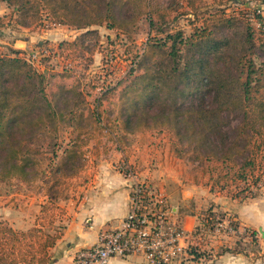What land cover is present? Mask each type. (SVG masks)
Instances as JSON below:
<instances>
[{
  "label": "rangeland",
  "instance_id": "obj_1",
  "mask_svg": "<svg viewBox=\"0 0 264 264\" xmlns=\"http://www.w3.org/2000/svg\"><path fill=\"white\" fill-rule=\"evenodd\" d=\"M238 2V5L234 2L226 4L229 5L227 17L240 21L236 23L235 30H228L222 26L213 28L214 42L220 43L225 39L232 42L228 49L222 51L227 53V57L215 61L216 66L228 71L236 70L237 66L234 63L225 65L224 62L229 61L231 57L236 59L238 56H243L247 51L242 38L244 24L247 23V19L250 20L258 14L257 10L264 9V0H239ZM7 9L5 14L0 9V15L3 14L0 16V19H3L2 26L0 25V50L9 53V50H16L12 47L16 39L23 41L27 39L32 40V48H26L24 51L26 56L34 55L43 49L47 51L49 56L42 61L38 69L39 73L46 77L45 94L54 106V110L57 106L59 110L74 111L77 114L84 107L93 108L94 100L101 97L108 87L126 83L131 72L137 73L139 61L143 59L148 47L163 45L169 35L182 34L185 41L192 37L195 27H202L204 21L217 11L213 0H119V4L115 6V12L118 20L127 24V33H125L121 30L109 29L106 24L89 30L61 25L54 27V23L52 24L46 18L39 26L23 28L15 24L16 20L6 17L12 11ZM258 22L261 23L260 27ZM250 23L254 28L256 47L249 56H254L259 66L264 61V17L255 16L254 21ZM87 31L93 33L85 34ZM74 41L79 42L76 51L63 46L66 48L64 49L61 46L62 43ZM39 42L45 44L41 46ZM167 47L168 54L167 52L158 53L148 63L158 77L161 76V82H163L162 79L169 77L175 65L170 57L171 42ZM198 55H200L199 52L181 47L176 59L183 67L192 59V56L198 57ZM63 73L71 76L69 83L65 85L68 92L64 94L59 90ZM167 88L165 86L164 90L168 94ZM110 95L112 99H105L103 105L113 122L117 123L115 135L123 142L127 160H124V154L115 152L116 147L108 136L101 137V142L91 141L84 152L86 155L84 166L77 178L69 183L70 188L65 193L69 199L62 200L60 205L66 210L68 205L78 208L89 195V191L91 193L96 191L94 187L97 188V182L101 180L99 177L101 162L112 159L113 155L118 153L122 158H116L115 171L120 172L127 179H132L130 176L135 177L147 170H150V173L155 172L154 180L143 177L139 182L145 183L154 190L160 189L164 177L171 172L176 173L183 184L203 186L202 194L207 196L208 203L203 206V227L197 228L196 233L197 236L203 234L204 252H207L208 248L218 246L216 244L218 235L226 232L222 234L215 232L213 227L204 220L213 214L229 215V212H212L216 206L213 200L231 199L225 194L219 195L218 189L215 194L211 192L207 194L204 191L208 190L206 185L209 183L210 173L219 166L214 158L206 161L205 155L208 152L222 153V139L229 138L230 141L234 139V128L239 123L237 116L226 115L223 123L226 125L227 134H212L204 140L207 143L201 146L190 139L184 130L185 127L180 124L178 127L184 135L181 137L177 136L172 124L162 120H154L152 129H137L135 114L129 118L127 106L121 105V99L116 94ZM207 102L216 103L215 108L221 105L222 101L209 98ZM202 103V100L196 101L193 109L200 108ZM189 107L190 103H186L182 110ZM164 110L167 111L165 107L158 104L153 113H162ZM47 112L46 104L35 107L31 114L32 118L30 116L24 120L18 127L16 136L12 139L13 142L5 144L3 151L0 152V220L23 221L26 224L19 227L20 229L32 228L36 224L41 209L48 200L45 196L46 174L57 161L55 155L62 156L71 139L76 137L74 129L77 122L71 120L72 115L65 118L58 115L50 120L45 115ZM37 116H43V124L34 126V119ZM122 120L129 121L128 131L123 130ZM163 123L169 126H164ZM26 163L27 165L24 166ZM134 185L135 181L131 187ZM262 189L256 191L254 197L260 196ZM179 206L181 213L192 214L191 207L184 204Z\"/></svg>",
  "mask_w": 264,
  "mask_h": 264
},
{
  "label": "trees",
  "instance_id": "obj_2",
  "mask_svg": "<svg viewBox=\"0 0 264 264\" xmlns=\"http://www.w3.org/2000/svg\"><path fill=\"white\" fill-rule=\"evenodd\" d=\"M238 1L213 0L217 7L216 13L211 14L202 27H195L192 37L184 41L182 34L169 35L163 45L148 47L143 59L139 61L137 73L131 72L126 83L108 87L101 97L94 100L93 108L84 107L78 114L74 111L59 110L57 106L54 110L44 90L46 77L25 59L24 52L9 50V53H4L0 50V152L5 144L13 142L18 127L31 116L37 106L47 105L48 112L45 115L50 120L58 115L62 118L72 115L71 120L77 122L74 129L76 137L71 139L62 156L55 155L57 161L46 174L45 196L48 200L43 205L36 224L31 229L22 231L14 229L7 221L0 220V264H52V250L63 237V221L67 216V210L60 202L69 199L65 193L70 188L69 183L77 178L84 166V152L91 141L101 142V137L108 136L116 150L124 154L127 160L123 142L115 135L117 123L113 122L103 105L105 99H112V93L121 99L122 106H127L129 118L135 114L137 129H152L154 120H162L172 124L177 136L181 137L184 135L178 127L180 124L185 127L184 130L190 139L201 146L207 143L204 140L212 134H227L224 118L226 115H236L239 123L234 128V139H222V153L208 152L205 155L206 161L214 158L219 163L210 173L206 187L212 194L218 189L219 195L225 194L233 201L254 198L255 192L264 186V61L258 66L254 56H249L256 47L251 19H247V23H243L244 26L241 27L243 45L247 51L243 56L236 59L231 57L229 61L224 62L225 65L234 63L236 70H224L215 63L216 60L227 57V53L222 51L228 49L232 42L225 39L216 43L212 39L214 27L222 26L235 30L236 23H240L236 18L226 15L229 8L226 4L234 2L238 5ZM0 2L12 10L6 17L16 20L15 24L23 28L39 26L46 18L52 24L79 30H89L106 24L109 29L127 33V24L119 21L115 12L119 0ZM2 22L3 19H0L1 26ZM92 33L87 31L85 34ZM169 42L170 57L175 65L169 77L161 82V76L158 77L148 63L158 53L168 54ZM78 43L65 42L61 46L76 51ZM65 47L63 48L66 49ZM181 47L192 49L200 55L192 56V59L181 67L176 59ZM70 78L68 74L61 76L59 90L63 94L68 92L65 85L69 83ZM165 86L168 87V94L165 93ZM209 98H217L222 101L221 105L214 108L216 103H208ZM198 100L203 103L200 108L193 109ZM186 103H190V107L182 110ZM158 104L167 111L153 113ZM34 122V126L42 125L43 116H37ZM121 124L123 130L128 131L129 121L122 120ZM26 165L27 163L24 166ZM212 216L214 214L204 221L210 224L209 218ZM190 253L194 260L204 257L198 246H192Z\"/></svg>",
  "mask_w": 264,
  "mask_h": 264
},
{
  "label": "crops",
  "instance_id": "obj_3",
  "mask_svg": "<svg viewBox=\"0 0 264 264\" xmlns=\"http://www.w3.org/2000/svg\"><path fill=\"white\" fill-rule=\"evenodd\" d=\"M4 4L0 3L3 14L8 11L7 5ZM14 42L12 47L16 50L24 52L26 48H32V40L16 39ZM39 43L41 46L45 44ZM116 158L122 156L115 153L112 159L101 162L99 174L101 180L97 182V188L94 187L96 191L93 193L89 191V195L78 208L67 206V219L63 221L64 234L52 250V264H75L74 257L80 249L96 244L102 230H114L127 216L134 180L127 179L115 171ZM123 158L125 160V156ZM143 177L154 180L156 175L155 172L150 173V170H147L135 176V180L141 182ZM164 178L159 190L166 196L176 218L189 232L191 243L197 245L204 253L203 258L193 259L187 264H264V186L260 196L249 200L233 201L221 198L213 200L216 206L212 212H229L237 221V230L235 233L218 235L216 242L218 246L212 245L213 248H208L207 252H204L203 234L197 236L196 233L197 228L203 227V206L208 203L207 196L202 194L203 186L183 184L174 172ZM204 191L210 193L209 189ZM182 204L191 207L192 214L181 213L179 205ZM7 222L17 230L26 224L23 221ZM28 229L31 228L20 230ZM111 262L110 264H147L141 257L116 258Z\"/></svg>",
  "mask_w": 264,
  "mask_h": 264
},
{
  "label": "built area",
  "instance_id": "obj_4",
  "mask_svg": "<svg viewBox=\"0 0 264 264\" xmlns=\"http://www.w3.org/2000/svg\"><path fill=\"white\" fill-rule=\"evenodd\" d=\"M257 11L256 17H264V9ZM48 56L43 49L34 55H25V59L39 69ZM130 177L136 181L134 176ZM136 182L127 216L114 230H102L96 244L80 249L75 254V264H110L116 258L132 257H141L147 264H187L194 259L190 248L197 245L191 243L189 232L168 206L164 193ZM209 222L220 234L237 230V221L231 215H214Z\"/></svg>",
  "mask_w": 264,
  "mask_h": 264
}]
</instances>
